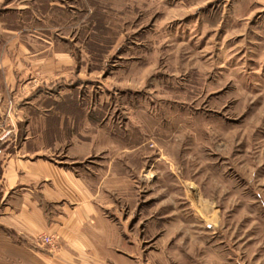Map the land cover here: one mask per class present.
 I'll return each mask as SVG.
<instances>
[{"label": "rangeland", "instance_id": "obj_1", "mask_svg": "<svg viewBox=\"0 0 264 264\" xmlns=\"http://www.w3.org/2000/svg\"><path fill=\"white\" fill-rule=\"evenodd\" d=\"M41 1L68 63L34 143L115 204L130 259L264 264L263 7Z\"/></svg>", "mask_w": 264, "mask_h": 264}, {"label": "crops", "instance_id": "obj_2", "mask_svg": "<svg viewBox=\"0 0 264 264\" xmlns=\"http://www.w3.org/2000/svg\"><path fill=\"white\" fill-rule=\"evenodd\" d=\"M250 2L264 9V0ZM43 8L0 0V264H147L130 259L115 204L76 165L34 143L46 135L31 130L35 114L46 120L45 103H63L68 63ZM39 235L58 236L59 250L36 248Z\"/></svg>", "mask_w": 264, "mask_h": 264}, {"label": "built area", "instance_id": "obj_3", "mask_svg": "<svg viewBox=\"0 0 264 264\" xmlns=\"http://www.w3.org/2000/svg\"><path fill=\"white\" fill-rule=\"evenodd\" d=\"M10 134V132L5 133L2 140H6ZM34 240L36 248L46 249L51 253H56L59 250L60 238L56 235H39Z\"/></svg>", "mask_w": 264, "mask_h": 264}]
</instances>
